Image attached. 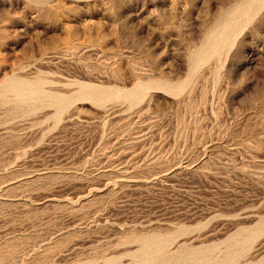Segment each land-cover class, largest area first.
<instances>
[{
    "label": "rangeland",
    "instance_id": "obj_1",
    "mask_svg": "<svg viewBox=\"0 0 264 264\" xmlns=\"http://www.w3.org/2000/svg\"><path fill=\"white\" fill-rule=\"evenodd\" d=\"M0 264H264V0H0Z\"/></svg>",
    "mask_w": 264,
    "mask_h": 264
}]
</instances>
